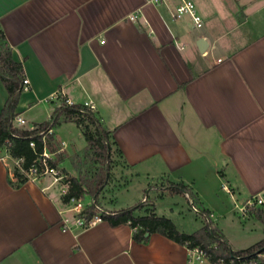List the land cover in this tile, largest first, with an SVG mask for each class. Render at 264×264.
Wrapping results in <instances>:
<instances>
[{"label":"crops","instance_id":"crops-1","mask_svg":"<svg viewBox=\"0 0 264 264\" xmlns=\"http://www.w3.org/2000/svg\"><path fill=\"white\" fill-rule=\"evenodd\" d=\"M192 1L200 29L190 16L174 18L176 0H0V28L29 81L16 110L27 129L63 100L93 105L129 184L183 183L231 246L219 216L231 204L243 226L260 223L240 207L264 196V0ZM7 99L0 80V114ZM63 127L80 132L81 149L61 138L72 147L75 174L67 172L78 177L72 158L87 142L75 123L54 129L58 138ZM9 171L0 161V264H187L185 246L160 234L135 242L128 225L64 230L73 214L61 183L45 176L15 189ZM104 196L105 209L128 208ZM153 209L167 216L158 200ZM194 219L199 230L204 220Z\"/></svg>","mask_w":264,"mask_h":264},{"label":"trees","instance_id":"trees-1","mask_svg":"<svg viewBox=\"0 0 264 264\" xmlns=\"http://www.w3.org/2000/svg\"><path fill=\"white\" fill-rule=\"evenodd\" d=\"M0 80L8 92V99L0 114V157L1 151L5 150L12 160L19 163L13 171L8 172V182L13 188L20 189L30 181L27 171L32 165L38 168L39 173L44 171L41 156L46 149L52 155L47 159L48 167L58 169L70 184L69 193L62 197L63 202L68 203L71 198H91V203L86 207L88 216L100 214L102 220L112 227L130 226L135 242L147 244L151 235L160 234L180 245L188 244L190 247L198 246L207 250L213 261L234 255H252L264 250V239L247 250H233L225 235L211 219V212L202 206L198 213L204 220V225L192 234L182 232L171 219L159 216L155 209L147 208L144 198L141 202L119 211L104 209L99 203V197L111 179L115 156L122 157L121 150L112 140L111 132L89 107L82 104L69 105L66 100L54 109L45 122L35 124L32 129L16 127L14 120L18 115L16 110L23 92L24 69L22 63L13 59L12 49L1 28ZM63 123H75L87 142L82 156L75 155L72 158L78 177L60 168L68 155L54 129ZM31 143H34V147ZM166 189L170 195L183 196L189 205L197 206L191 190L183 183H171ZM142 211L144 214H139ZM248 214L263 225L264 231V206L249 208Z\"/></svg>","mask_w":264,"mask_h":264},{"label":"rangeland","instance_id":"rangeland-1","mask_svg":"<svg viewBox=\"0 0 264 264\" xmlns=\"http://www.w3.org/2000/svg\"><path fill=\"white\" fill-rule=\"evenodd\" d=\"M41 123L45 121V118H40ZM40 124V123H38ZM35 124H32L34 126ZM16 127H18L15 124ZM24 128H30V126H25ZM59 126L55 129H58ZM72 127V129H68L67 127H63L61 130L60 140L63 142L64 139L66 142H74L75 149L82 148L81 141L78 140V136H80V132ZM62 138V139H61ZM80 148V149H81ZM68 153L72 152V147L68 150ZM67 152V151H66ZM68 158H66L60 165V168L66 169L71 174H75V171L69 161V154ZM5 150L1 151V156L6 159L8 164L10 165L11 171L14 170V167L19 166L17 161L11 160L9 157L5 156ZM120 161H116L118 163ZM122 165V164H121ZM124 166H115L111 171V179L108 183V188L101 193V195L107 194L103 198L110 201L116 202L118 201V205L120 207L125 206L129 207L135 205L145 199V206L149 209H153L154 202L158 200V210L161 213L167 214L166 217H170L169 208L171 211H175V209L180 210V216H173V221L181 226L187 233L192 234L194 233L198 227L199 223L195 221L194 216H199L198 211L194 210V207L187 204L185 199L179 195H170L169 191L166 189L168 184L165 181H158L155 183H151L147 187V180L140 179L135 180L133 183H130V178L125 172ZM130 185V186H129ZM128 187V189H126ZM157 187V189H155ZM126 189L125 191L123 189ZM146 188L149 190L146 192ZM120 192V194H118ZM145 195L147 198H145ZM153 196V197H152ZM163 199V201L161 200ZM86 204L91 202V198H86L83 200ZM176 202V203H175ZM100 205L105 209V206L102 205L103 203L99 202ZM233 205L228 204V210H231L226 216H219L218 224L221 228L225 231L230 244L233 249L235 250H242L247 248L256 242H258L263 237L262 226L258 222H248L245 226L242 225V221L240 220L239 216L233 211ZM196 208L199 209L198 206ZM144 213L143 211L140 212ZM219 215V214H218ZM215 223V222H214Z\"/></svg>","mask_w":264,"mask_h":264},{"label":"built area","instance_id":"built-area-1","mask_svg":"<svg viewBox=\"0 0 264 264\" xmlns=\"http://www.w3.org/2000/svg\"><path fill=\"white\" fill-rule=\"evenodd\" d=\"M177 5L174 9V18H182L184 16H190L192 19L193 25L195 28H202L204 21L201 15L198 13L195 3L192 0H176ZM163 2V0H155L156 4ZM133 19V17H131ZM220 61V60H219ZM23 88L26 89L29 81L24 79ZM70 105L69 101H66ZM89 107L92 111L94 110L93 105H85ZM14 124L18 127H25L26 121L21 116L17 115L14 120ZM31 146L34 147V143H31ZM52 155L44 149V152L41 156L42 163L44 165V171L42 173L38 172V168L35 165H32L27 171V175L30 178V181H37L42 177L50 176L55 182L61 183V197L66 196L69 193L70 184L66 181L65 176L57 169L49 168L47 165V159H50ZM0 161L5 163L9 170L11 171L10 165L6 162L4 157H0ZM68 206L69 212L72 215V225L68 224V221H63V229L71 230L73 228L77 230H86L96 226L101 223L102 217L100 214L88 216L86 213V204L83 200H76L71 198L68 203H64ZM264 206V196L259 195L253 198L246 200L240 207L242 213H248V209L252 207H261ZM194 210L198 211V208L194 207ZM187 248V264H264V250L254 253L252 255H234L229 258H219L215 261L212 260L211 254L198 246L190 247L188 244L185 245Z\"/></svg>","mask_w":264,"mask_h":264},{"label":"water","instance_id":"water-1","mask_svg":"<svg viewBox=\"0 0 264 264\" xmlns=\"http://www.w3.org/2000/svg\"><path fill=\"white\" fill-rule=\"evenodd\" d=\"M197 45L200 52L205 51V48L207 47V44L205 43L204 39H200Z\"/></svg>","mask_w":264,"mask_h":264}]
</instances>
